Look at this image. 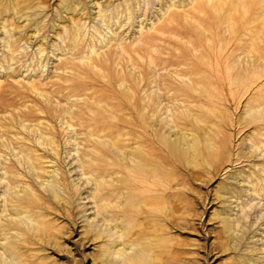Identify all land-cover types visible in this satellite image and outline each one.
Returning <instances> with one entry per match:
<instances>
[{"label":"rangeland","instance_id":"374dc122","mask_svg":"<svg viewBox=\"0 0 264 264\" xmlns=\"http://www.w3.org/2000/svg\"><path fill=\"white\" fill-rule=\"evenodd\" d=\"M244 4L245 17L253 19L237 34L233 18L244 24L239 18ZM226 12L232 17L231 30L226 29L230 22ZM263 19L264 0H0V144L12 143L24 153L23 163L18 165L6 147L0 151L23 172L28 170L24 163L28 154L35 168H58L61 178L57 197L50 187L32 181L45 201L46 231L24 244L26 261L99 264L94 256L107 242L104 232L95 237V231L87 229L91 209L84 210L90 205L82 198L86 193L67 190L78 167L66 140L72 132L61 120L73 126L80 148L77 158H83L85 145L89 146L85 134L102 117L133 124L143 121L141 98L150 83L158 85L162 97L172 95L176 102L188 103L179 87L188 83L182 84L173 70L195 80L196 74L185 72L195 68L204 77L194 85L199 94L191 92L198 99L193 107L203 114L202 130L193 131L202 149L198 154L187 150L172 166H163L173 168L177 182L172 186L170 217L163 220L170 256L155 264H244L246 256L262 259L258 247L264 250V196L254 199L249 189L244 192L249 185L240 183V171L251 168L252 162L264 164V144H251L252 137L258 139L254 119L264 124ZM83 55L88 58L82 60ZM102 101L108 103L109 114L98 107L97 102L105 104ZM204 140L218 144L216 159ZM106 142L96 144L102 149L97 154H105L98 155L101 160L110 152ZM259 176L264 178L260 172ZM80 178L85 184V176ZM231 188L236 190L234 196ZM239 208L248 215L239 219L241 229L224 232L223 223L231 222ZM109 257L110 264H118L114 255Z\"/></svg>","mask_w":264,"mask_h":264},{"label":"bare ground","instance_id":"6f19581e","mask_svg":"<svg viewBox=\"0 0 264 264\" xmlns=\"http://www.w3.org/2000/svg\"><path fill=\"white\" fill-rule=\"evenodd\" d=\"M227 11L230 12V9L228 8ZM247 11V5L243 6L242 15L239 17L244 20V24L236 23L238 18H233L237 34H239L240 30L249 28V24L252 23L253 18H246L244 15ZM227 17L230 22H226L228 25L225 27L231 30L233 29V23H231L232 17L229 13ZM249 46L251 45L249 44ZM246 50L249 51L248 48ZM93 51L94 48L90 47V53ZM249 53H251V51H249ZM87 58L88 55L82 56V60ZM151 66H153V64ZM173 71V74L176 75L177 79H179L182 84L187 85L188 83V85L185 86L188 87L187 89L183 86H179L182 91L181 93L190 99L189 101L187 100L188 103L185 102L187 104L183 103L184 101L182 102V100H180L181 102H176L177 99L172 95L167 98H164L165 96L162 97L159 92H157L158 85L156 86L154 81H152L154 82L153 85L149 82L150 88L147 89L148 91L142 90L140 107L143 121L140 122L141 125H138L140 123L133 124V120L120 121L118 119L119 121H112L102 117L100 119L102 122L95 126V128L90 127L91 129L88 130L87 134L83 132L89 137V143H87L89 146L87 148L85 145L86 152L84 151L83 158H77L80 148L78 141H76V137L73 136V126L63 119L61 120V123L65 124V127L72 132V135L68 134L69 136L66 140L71 145L69 146L70 148L68 147V150L72 151V156L77 159L76 166L78 167L76 168L77 176L72 178L73 184L70 188H67V190L78 193L80 196L86 193L82 198L83 200L87 198L88 200L85 204L89 202L90 205L86 206L84 210L91 209L87 215V222L89 225L87 229L94 230L95 237L104 232L107 238V242L104 243V248L101 250L100 247L98 254L94 256L99 260V264H110L112 260L109 256L112 255H114L116 259L114 263L118 264H155V261L162 262L165 257L170 256V252L167 251L166 247L168 239L163 235V220L170 217L169 211H171V207L174 205L171 196L175 194L172 186L176 184L177 179L173 168H164L163 166L165 164L172 166L173 161L187 150H191L194 154H198L202 149V145L196 143L198 139L194 136L193 131H195L194 128L202 130L199 123L203 121V119H201V115L203 114H197L198 112L193 107V103H196L198 99L193 95L194 93L191 94V92H198L197 87L194 85H200V82L204 80L203 75L197 68H195L194 71H185L197 75V79L195 78L194 80L192 78L194 81L191 79L192 75L191 77H184L183 74L180 73L181 75H178L175 73V70ZM140 77L141 76H139V78ZM175 80L176 79H174V81ZM125 87L127 86L125 85ZM163 89H165V87ZM169 91L171 92L170 89L168 92ZM104 94L107 96V93ZM197 94H199V92ZM70 98L71 97L68 99ZM74 98L77 97L74 96ZM131 98L132 97H130V99ZM181 99L183 98L181 97ZM86 100H88V98ZM90 100H92V98L89 99V101ZM105 102L106 101H102L103 104ZM97 104L104 113H110V108H107L108 103L99 105L97 102ZM112 107L111 105V108ZM114 108L116 109V107ZM90 109L88 112L91 111ZM114 111L119 112L116 110ZM247 112H253V110H248ZM254 121H258L259 123L260 120L254 119ZM188 123L190 124L189 127H187ZM202 123L204 124V122ZM258 123L254 126L258 129L256 132L258 139L253 140V137L251 138V144L256 147L258 143L264 144V134L262 133V131H264V124L261 123V125H258ZM171 136H173L172 139ZM39 137L43 138L42 135H38V138ZM261 137H263L262 140ZM107 140L110 152H108V158L106 160H101L98 155L105 156V154L104 151L103 154H97V152H101L102 149H100L101 145H97L96 147V144H105ZM0 141H2L1 137ZM5 143H1L0 147L3 146L9 149V154L15 158V162L18 165L22 164L23 161L20 158L22 157L24 159V153H20L19 150L17 151L12 143ZM215 145L218 144L216 143L214 146ZM214 146L209 140H206L204 143V147L207 148L210 155L212 154L214 156L213 159H216L220 152H218V149ZM51 149L55 154L54 149ZM81 151L82 150H80V152ZM35 153L36 152H34V154ZM141 153H144V155L141 156ZM247 154L252 156L249 150ZM1 156L3 160H0V264H31L25 260L29 259V257L24 253V244L29 242L31 236H38V234L42 232L45 233L46 231L42 213L46 208V206H44L45 201L43 197L39 195V191L33 188L32 181H35L39 186L50 187L53 189V196L57 197L59 195L57 188L61 185V178L57 176L58 168L48 169L47 166H38L40 163L37 165L39 168H35L28 154L25 155L24 162L28 169L27 172L22 171L24 168H17L15 164H12L14 163L13 161L9 162L10 159L7 157L8 155H3L0 151V157ZM138 156H140V158ZM67 157L68 156H66V158ZM5 160L8 162L5 163ZM101 163L103 164V168H101ZM91 164H94L95 168H92ZM255 167H258V169ZM259 172L264 174V164L260 165L255 162H252L251 168L240 171V181H242L240 183L246 182L249 185V187H247L243 184L245 186V188H243L244 192L246 189H249L250 193L254 195V199L264 196V178L259 176ZM81 175L85 176V184L79 181ZM2 180L5 182H2ZM235 191L233 192L231 188L229 192L234 196ZM235 197L240 198L242 196L236 195ZM253 198H249L248 201H252ZM256 203L258 204L259 201ZM239 209V214L234 217L231 222L223 223L224 232L231 231L237 233L241 229V225L237 227L238 221L241 217L244 218L248 215L241 208ZM87 229L84 231L86 232ZM261 244L264 247V238ZM21 247H23L22 250ZM253 249L254 248L251 247L249 251H253ZM258 249L263 253L262 259H254L252 256H246L244 264H264V250L260 247H258ZM249 260L250 263H248Z\"/></svg>","mask_w":264,"mask_h":264}]
</instances>
